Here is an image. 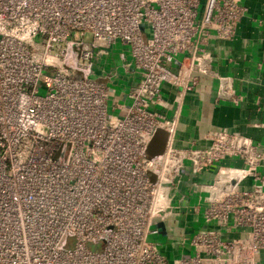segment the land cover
I'll list each match as a JSON object with an SVG mask.
<instances>
[{
	"label": "built area",
	"instance_id": "2783aa9c",
	"mask_svg": "<svg viewBox=\"0 0 264 264\" xmlns=\"http://www.w3.org/2000/svg\"><path fill=\"white\" fill-rule=\"evenodd\" d=\"M246 13L239 0H0V264H264V141L211 127L179 148L178 113L156 108L164 84L179 105L201 75L240 103L208 45ZM114 42L137 73L122 101L91 76ZM159 130L164 150L149 157ZM211 166L195 183L197 228L175 240L190 253L169 260L151 237L180 214L172 188Z\"/></svg>",
	"mask_w": 264,
	"mask_h": 264
},
{
	"label": "crops",
	"instance_id": "0c3cea01",
	"mask_svg": "<svg viewBox=\"0 0 264 264\" xmlns=\"http://www.w3.org/2000/svg\"><path fill=\"white\" fill-rule=\"evenodd\" d=\"M239 1L247 6V13L237 25L234 37L229 41L211 40L208 50L212 55L213 70L233 79L240 103L234 105L218 99L216 80L209 76H199L193 89L183 93L179 105L180 89L164 84V102L156 108L167 118L178 113L175 145L179 148L204 145L203 137L211 127L241 133L254 142L264 141V0ZM92 63L91 76L110 86L111 98L122 101L125 90L137 74L127 49L114 42L104 53L95 56ZM165 139V131L159 130L148 144L150 147L152 141L155 142L149 157L164 150ZM220 164L239 166L241 161L227 159ZM213 170L209 167L198 178L185 168L178 185L172 188L171 204L179 207L180 214L165 219L164 229L158 234L164 238L160 241L161 251L169 260L190 253L187 243L180 245L175 240L181 235L188 237L197 228L190 219V208L199 196L195 183L209 182Z\"/></svg>",
	"mask_w": 264,
	"mask_h": 264
},
{
	"label": "rangeland",
	"instance_id": "374dc122",
	"mask_svg": "<svg viewBox=\"0 0 264 264\" xmlns=\"http://www.w3.org/2000/svg\"><path fill=\"white\" fill-rule=\"evenodd\" d=\"M89 37L87 36V39H88ZM50 75V71H47L46 72V76H44L41 80H40V89H41V92H43L44 91V88H46V86H47V84L49 83V80H48V76ZM155 143V142H154ZM153 143V141H152V144H151V146L149 147H147V149H146V155L147 156H149V155H151L150 153L151 152H153L152 150H153V148H154V144ZM191 219V218H190ZM189 219V220H190ZM151 239H156V240H158V241H163L164 240V238L162 237V236H159V235H155V236H152L151 237ZM72 245H73V238H69L68 239V242H67V244H66V247H68V248H71L72 247ZM102 246H103V243L102 242H98V243H96V244H93V243H88V245H87V247L90 249V250H92V251H100L101 249H102Z\"/></svg>",
	"mask_w": 264,
	"mask_h": 264
}]
</instances>
